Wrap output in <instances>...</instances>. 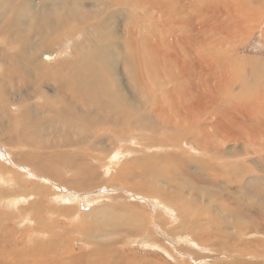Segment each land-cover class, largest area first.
Masks as SVG:
<instances>
[{"label": "bare ground", "instance_id": "1", "mask_svg": "<svg viewBox=\"0 0 264 264\" xmlns=\"http://www.w3.org/2000/svg\"><path fill=\"white\" fill-rule=\"evenodd\" d=\"M261 1L263 0H248L247 2L245 0H143L142 5L138 0L131 2L130 4H135L140 11H145L144 21L151 19L148 23L150 26L147 24L149 29L151 24L155 28L159 23L167 28L168 42L173 49L169 55L164 48L165 42L159 41L160 39L150 35V32L143 34L146 27L142 21L137 33L132 32L135 30L132 29L129 36L125 35L122 45L119 43L121 42L120 37L114 39V35L120 28L116 27L113 30L111 25L115 22L118 26L120 25L117 19L111 20V18L117 16V12L119 16L122 11V14L126 13L131 18L133 15L140 18L139 12L132 13L131 6L126 0H94L92 5L89 0H0V37L8 38L10 45V49L0 48V72H3L0 74V95H2L0 119L10 117L4 124H12L5 131L8 134L0 137V141L4 140V144L10 146L11 149L12 147L20 149L16 154L10 153L12 161L22 166L20 171L0 166V210L5 208L0 221V231H2L0 235H3L6 240H0L2 245L0 251L3 255L4 251H8L11 246L13 254L18 258L17 261L8 263L0 257V264H113L117 260H114V256L123 258L124 255H128L125 254L126 245L124 243L121 244L122 246L118 243L121 249L109 250L101 244L98 245L100 242L97 244L88 238L83 241L80 248H92L93 244V247L94 245L96 247L91 251L75 254L74 249L69 250L68 248V250L63 249L62 255L54 249L56 245H54V238L51 239V234L49 235L53 227L57 230L67 227L66 224L58 222L61 217L78 218L80 207L87 203L86 199L90 198L86 192L91 194L90 191L97 186L96 183H102L97 178L104 177V170H109L110 165H117V157L105 158L104 152L93 144V141L89 143V139L97 135L94 131L96 127L114 125L117 131L127 127L135 134H137L136 131H157L158 129L162 130V133L174 131V135L177 134L175 142L172 139L166 140L164 135L162 142L155 145V148L156 151L159 148H166V150L178 148V150L162 156L154 154L148 158L154 159L153 162H157L158 166L159 161L173 162L174 166L159 171L161 176L169 181L177 179V175L182 171L197 183L204 182L207 186L210 185L206 188L201 187L200 184L196 185L197 183L179 184L177 187L175 185L177 190H161L159 201L152 198L155 203L154 209H159V204L163 209L158 210L160 212L158 222H153L156 227H145L146 233L141 232L142 235L139 230V236L153 247L156 246L157 249L167 254L171 253L169 255L176 264L192 262L178 256L174 253L175 249L166 244L163 246L162 243L150 242L152 238L157 240L158 232L164 233L163 226L165 230L169 229L170 225L180 228L178 233L175 229H169L171 236L166 237L171 241L182 240V238L195 240L199 238L205 250H211L212 254L200 255L194 248L182 247L185 249L183 253L186 256L202 264L209 263V259L219 256L218 252H232L231 241L234 240L236 243L237 238L242 237V233L252 226L255 230L259 229V223L264 227V199L260 200L261 202L259 199H254L255 194L264 190V187L257 185L258 177H253L255 175L253 166L246 165L250 151L247 148H239L237 145L227 148L228 141H238L242 136L226 124L224 116L213 119V115L216 116L215 112H223V109L215 107L220 98L217 87L225 88L226 83L236 79L233 68L237 70L240 62H242L241 68L245 66L254 71L264 67V64L256 62L251 57L244 59L237 57L236 47L231 51L230 49L225 51V44L233 43L235 37L239 35L249 34L252 22L257 21L256 14L259 10L256 7L262 6ZM108 2L116 7H112L113 9L111 8L107 15L104 9L108 7ZM149 5L153 8H147ZM157 11L159 18H155L156 13L154 12ZM126 21L130 29L129 19ZM138 22L140 23V20ZM76 33L81 36L80 40L84 39L79 44L86 48L78 45L70 51L71 54L57 60V53L62 52V49L57 48L66 46L63 39L72 37ZM73 40L76 41V37H73ZM0 43H2L1 39ZM145 49L153 51L151 56L148 55V59L145 54L148 51ZM157 55L162 61L169 59V56L172 57L177 71L175 74L172 72L169 81L176 83L179 80V85L170 86L168 89L162 86L157 68L148 66V60L150 58L155 60ZM49 62H53V65ZM121 70L126 72L128 81L133 84L134 95H125L128 90L121 87L123 85ZM12 75H16V78ZM193 76L195 83L192 82ZM49 82H51V87L48 88L47 83ZM13 88L15 95L20 99L18 101L22 106L21 111H15L17 109L16 100L13 99L11 102L7 97V93ZM159 89L162 90V94L167 95L169 99L167 105L159 101ZM195 90H198L199 99L194 95ZM150 98H152L150 107L134 119L133 112L137 102L144 103L146 100L150 101ZM4 102L11 104H4ZM9 105H12L14 110L9 109ZM236 110L241 112L244 109L237 104ZM45 120L49 127H45V130L48 129L47 137L42 138L39 133L41 134L42 125H46ZM150 124H152V129ZM53 129H58V131L53 132ZM0 133H3L2 130ZM110 134L111 132L103 133L107 140ZM14 138L17 139L16 142H13ZM56 141L59 143H55ZM182 144L191 145L187 148L190 153L195 154L196 150L200 153L189 156ZM54 145L69 149H65V152L57 151L53 148ZM3 146L1 148L5 153L6 148ZM1 153L0 151V157H4ZM254 153L257 152L254 151ZM138 160L140 158L135 161ZM191 160L196 164H191ZM136 165L140 169L134 171L137 174H132L130 170L126 171L129 169L127 166L120 164L119 173L112 174L114 182H122V179L128 178L132 180L133 177L139 180V188L132 184L133 181L128 188H135L138 191L125 190L126 193L138 196L144 192L153 197L156 194L148 192L146 185L142 183L141 175L159 172L144 170V161H139ZM98 167L99 173L96 170ZM246 172H249V177L244 181L240 177ZM68 173L73 176L67 177ZM33 174L41 178L42 182L33 181ZM52 180L59 184V191L48 186ZM10 184L12 185L7 187ZM184 187L190 190L188 193L198 192L196 195L203 200L209 198V201H214L218 200L219 196L225 199V196L231 195L229 204L225 200L219 203L220 209L227 213V216L221 218L209 211L207 215L198 214L196 210L199 209L201 201L199 202V199L192 198V196L188 199V196L183 194ZM233 188H235L233 193L227 190ZM70 198L79 201V206L73 207V202H65ZM114 198L117 199L119 196L116 195ZM25 202L27 204H24ZM190 203L191 207H188ZM14 209L19 210L20 213L16 214L13 212ZM247 213L259 214L260 222L257 215L252 221L247 220L244 224V217ZM55 214L56 217L53 216ZM232 216H236L240 221L233 222L235 233L230 237L231 229L225 219ZM202 220L203 223L199 224ZM11 223L15 226L13 229L15 235L6 231L8 226L4 227ZM110 224L108 227H111ZM223 224L226 228L222 227ZM213 225L216 226L210 227ZM19 226L24 230H18ZM227 228L230 229L229 232ZM77 230L79 232V229ZM73 232L74 230L69 232L67 230L66 235L74 236L76 240L79 233ZM125 232L129 233L127 229ZM129 234L127 239L131 240L133 235ZM42 235L46 237L44 240L39 238ZM29 242L31 243L27 246ZM18 243L21 245L13 247ZM105 243L104 245L108 244L107 241ZM253 250L245 251L247 255L250 254L249 256H256V250ZM95 251L102 253V258L91 260L84 257L87 254H94ZM227 256L223 259L226 260ZM223 259L221 264H228ZM244 263L257 264V261ZM115 264H140V261L137 257H133L122 261L117 260ZM150 264H159V261Z\"/></svg>", "mask_w": 264, "mask_h": 264}, {"label": "rangeland", "instance_id": "2", "mask_svg": "<svg viewBox=\"0 0 264 264\" xmlns=\"http://www.w3.org/2000/svg\"><path fill=\"white\" fill-rule=\"evenodd\" d=\"M93 1L94 0H89V3L92 5V4H94ZM120 1H123V0H120ZM126 1H128L127 3L131 6L130 9H132V13H134V12L140 13V18H137L134 15H133V18H131L126 13L122 14V11H121V15H120L121 17H120L119 12H117L116 13L117 16L111 18V20L117 19L119 22V25H120V26H118L116 22H115V24L112 23V25H111L113 30L116 27L120 28L118 33L114 35L115 36L114 39H117L118 37H120L121 42H119V43L122 45L124 40H125V35L127 34V36H129L128 34H131L132 32L137 33L138 32L137 29L139 28V25L141 24V21H142L143 22L142 24H145V27H146L143 34H145L146 32L148 34V32H150L149 33L150 35L152 34V36H154V37L157 36V38L160 39L159 41L165 42L166 44H165L164 48L167 50V54L170 55V53H172L173 49L168 42V38H167L168 31L166 30L167 28H165L164 26H162L159 23V25L155 28H153V26L151 24V27L149 29L148 23L150 22L151 19L149 18L148 20L147 19L145 21L143 20V18L145 17V15H144L145 11H140L139 9H137L135 4H133V5L130 4L131 2H134L136 0H126ZM138 1L141 3V5L143 4L142 3L143 0H138ZM238 1H240V0H238ZM245 1L247 2L248 0H245ZM139 2H138V4L140 5ZM261 2H262V6L256 7L259 10V12H257V14H256V18L258 17L257 21L252 22L251 31L249 32V34L242 35V36L239 35V36L235 37V40L233 41V43L225 44V51L226 50L229 51V49L231 51V49L236 47V56L237 57L242 58V59H244L245 57H251V59H254L256 62H260L263 65L264 64V0ZM147 5L148 4H146V6ZM256 5H257V3H256ZM150 6L151 5H149L147 8H150ZM112 7H116V6L111 4L110 2H108V7L104 9V11L107 13V15L109 14V11ZM119 8L121 9V4L119 5ZM152 8H150V9H152ZM155 13H156L155 18H159V12L157 11V12H154V14ZM141 17H142V19H141ZM130 18H131V20H130ZM126 19H129V21H130V29H129V26L127 25ZM139 20H140V23L138 22ZM135 26H136V28H135ZM128 29H129V31H128ZM132 29H135V30L132 31ZM130 30L132 32H130ZM232 30H234V28ZM78 33H80V32H78ZM78 33H76V35H74L72 37L63 39L64 43H66V46H64V47L59 46L57 48L58 50L62 49V52L57 53V56H56L57 60H59L60 58L66 57L68 54H71L70 51L73 50V48L78 47V45L81 46L79 43H82V41H84V39L80 40L81 36ZM157 33H158V35H157ZM164 33H166V34H164ZM163 36L166 37V39ZM73 37H76L77 40L76 41L73 40ZM0 39L2 40V43H0V45H1L0 48H2V49L9 48L10 49L8 38H5L6 39L5 40L4 37H0ZM162 40H164V41H162ZM81 47H83V46H81ZM83 48H86V47H83ZM108 49L111 50V48H108ZM222 50H223V48H222ZM145 51H148V49H145ZM152 52H150V50L148 52H145L146 58L149 57L148 55L151 56L153 54ZM225 53H227V52H225ZM158 57H159V55H157L155 60L150 58L148 60V66H155L157 68V71L159 72V81L161 82L162 86H164L166 89H168V88H170V86L173 87V86L179 85V80H177L176 83H172L169 81L170 77L172 76V72H174V74H175L177 71L174 67L172 57L169 56V59L165 58V59H167V60H165L167 62L162 61L161 58L160 57L158 58ZM225 57H227V56H225ZM226 61H228V60H226ZM49 64L53 65V62H49ZM241 65H242V62H240V65L237 66V70H236V68H233V70L235 69V73H236V79L235 80H232L231 82L226 83L225 88L223 86L217 87L218 91H219L220 98H219L215 107L223 109V112H215L216 116L213 115V119H216L219 116H224V118L226 119V124L233 127L238 132V135L242 136L238 141H233V140L228 141L226 146H227V148H229L230 146L237 145L239 148H242V147L247 148L250 151V154L248 155V160L246 161V165L253 166L254 171H255V175H253V177H258L257 185L264 187V112H263L264 111V107H263L264 106V102H263L264 101V70H263L264 67L261 70L254 71L253 69H250L249 67H245V66H243V68H241ZM217 69L219 70L220 68L218 67ZM2 73L3 72H0V74H2ZM107 74H109V73H107ZM120 75L123 76V79H122L123 85L121 87H123V89L126 88L128 90V92L125 93V95H134L133 84H131V82L128 81L126 72L124 70L123 71L121 70ZM12 76L14 78H16V75H12ZM193 78H194V76L192 77V82L195 83L196 80L195 79L193 80ZM47 84H48V88L51 87V82H49ZM10 86L12 88L13 84ZM160 90L161 89H159V101L161 103L162 102L166 103V105H167V103L169 102V99H168L167 95L165 93L162 94V90L161 91ZM51 91H52V89H51ZM7 95H8L7 97L10 98L11 102L13 99L16 100L15 104H17V109L15 111H21L22 106H21V104H19L20 101H18L20 99L17 97V95H15L14 88L10 89V91L7 93ZM194 95L196 96V98L199 99L198 90H195ZM0 99L2 100V95H0ZM151 99L152 98H150V101L146 100V102H144V103H142L141 101L137 102L135 110L133 112L134 113L133 114L134 119L139 117L142 113H144L150 107ZM2 104H3V102H2ZM4 104H11V103L4 102ZM237 104H239L240 107L244 110L241 112H238L236 110ZM9 109H11V110L13 109L12 105H9ZM249 110H250V113H248ZM9 118L10 117H4V118L0 119V122H1L0 130H2V132H3V133H0V137H2V136L5 137V135L8 134V133H5V131L12 124L11 125H5L4 123H7ZM47 120H49V119H47ZM47 120H45V124H46ZM51 121L55 122V120H51ZM172 123H173V118H172ZM41 124H43V123H41ZM113 126L114 125L105 126V127H96L94 129V131L97 132V135L95 137L92 136V138L89 139V143L91 141H93V144H96V146H98L104 152L103 156L105 158L112 157V156H114L113 158L117 157V162H116L117 165L116 166L110 165L109 170H104V174H103L104 177H101V178L98 177L97 178L102 183H100V184L96 183L97 186L94 187L93 191L92 190L90 191L91 194L86 192V194H88L90 196V198H89V200L86 199L87 203H85L84 205H82L80 207V209H79L80 214H79L78 218L67 219L66 217H61V219L58 221L60 224H66L67 227L70 226V228L69 227L68 228L63 227V228H58V230H57L56 228L53 227L49 231V235L51 234L50 238L51 239L54 238L53 239V241H55L54 245L56 244L54 249H56L62 255H63V251L68 250V248H69V250L74 249L73 252L74 253L76 252L75 254H78L81 252H83L82 254H84V253L88 252V250L91 251L92 249H94L96 247L95 245L93 247V244H92L91 245L92 248L89 247L90 249L89 248L87 249L85 247L80 248L81 244H83V241L86 238H88V239H91L94 243L96 242L98 244V242H100L98 245L101 244V246L103 245L102 247H104V248L107 247V249H109V250H112L114 248L115 249H121L120 248L122 246L121 244L124 243L126 245L125 254H128V255H124L123 258L118 257L119 259L117 258V256H114V260L117 259V260L122 261V260H126L127 258L137 257L138 260L140 261V264L142 262H143V264H150V263H155L156 261H159V264H161V263L163 264V262H167V264H176V262L172 259V256L169 255L171 253L167 254L166 252H163L162 250L157 249L156 246L153 247L147 240H142L139 235L146 233L145 227H153V226L156 227V224L154 225L153 222H156L159 219V213L160 212L158 210L160 208H162V206L159 204L160 208L155 210L154 209L155 203H153L152 198L156 201H159V194H162L161 190H163V189H168L170 191H174V190H177L175 188V185L177 187V185H179V184H191V183L196 184L197 183V181L193 180L192 178H189L186 174H184L185 172H182V171H181V173H179V175H177V179H175L174 181H169L168 179L161 176V172H159V171H161V169L167 170V168H169L170 166H174L173 162L171 161V163L170 162L162 163L161 161H159V166H158L156 164L157 162L156 163L153 162L154 159L148 158L154 154H157V156H162L166 153H170L171 151L178 150V148H173V149H168V150H166V148H163V149L159 148V150L156 151L157 149L155 148V145L160 144L162 142V137L164 138V135L166 136V138H165L166 140L172 139L173 142H175L174 139H176L177 134L175 133V135H174V131H168L167 133H162V130H159V129L157 131H151V130L150 131H136L137 134H135L134 131L128 130L127 127L124 130L117 131V129ZM149 126L152 129V124H150ZM45 127H49V125L48 124H46L45 126L42 125V131H40L41 134L39 133V135H42L41 136L42 138L47 137L46 133H47L48 129L45 130ZM236 128H238V129H236ZM52 131L56 132V131H58V129H53ZM104 132H111V134L109 135V140H107V138H105V136L103 135ZM169 132H171V133H169ZM151 133H154V134L150 135ZM129 134H131V136ZM167 134L169 135V138H167V136H168ZM170 134L172 135L171 137H170ZM57 135H59L58 132H57ZM111 137H114V138H111ZM16 141H17V139L14 138L13 142H16ZM167 142H169V141H167ZM55 143H59V142L56 141ZM3 145L6 148L5 153L1 148ZM183 147L185 148V151L189 156L198 155L200 153L199 150H196V152L194 151L195 154L190 153L187 150L188 147H191V145H189V144H186L185 146L183 145ZM53 148L57 151L61 150L62 152H65L64 151L65 149L66 150L69 149L67 147H62L59 145H54ZM19 150H20L19 148L12 147V149H11L10 146H6L4 144V140H3V142L0 141V151L2 152L1 154H3V156H4V157H0V166H3V168H5V169L11 168L14 171L15 170L20 171L22 168V166H20L21 164L16 165V163H14L12 161L11 153H10V152H12L13 154H16V152ZM254 151H256L257 153H254ZM137 158H140V160L135 161ZM146 160H147V162H146ZM139 161H144V166H143L144 170L146 169L148 172H151V171L159 172L157 174H146L144 176L140 174L142 176V178H141L142 183L146 185L148 192H154L156 194L153 197H152V195L145 194L144 192L143 193L141 192V194L138 195L139 197L135 196L134 194H130L128 192H127L128 194L126 193V191L136 190L135 188H130V189L128 188L129 185L132 183V181H133L132 184L136 188H139V186H138L139 180H135L131 174H130V176L132 177V180L128 178V179H122V182H118V181L114 182L115 179H114L112 174L113 173H116V174L119 173L118 167L120 166V164L127 166L129 168L126 170L127 172H129V170H130L132 174H137L134 171H137V169L139 168V167L137 168V165H136L139 163ZM191 164L194 165L196 163L193 162V160H191ZM96 170H97V173L100 172L99 167ZM75 172H77V171H75ZM165 173H167V172H165ZM66 176L71 177L73 175H71V173H68V174H66ZM248 177H249V172H246L240 178L243 179L244 181H246ZM32 180L36 181V182H39V181L42 182V179L39 178L35 174H33ZM12 184L7 185V187L11 186ZM48 184H49L48 186L51 187L53 190H55V191L60 190V186L56 181L52 180V182H50ZM140 184H141V182H140ZM199 184L201 187L207 186L206 183H204V182L203 183L198 182L196 185H199ZM255 185H256V183H255ZM209 186L210 185H208L207 187H209ZM184 188L185 189L183 191V194L185 193L188 196V199L192 196V198L199 199V202L201 201L199 203L200 205L197 203L199 205V209L196 210V212L198 214L207 215V211H209L213 215L219 216L221 218H224L227 216V213H225L222 209H220L219 203L223 202V200H225L227 202V204H229L230 200H231V195L225 196V199L222 196H219L218 200L209 201V198H206L205 200H203L200 196H197L196 193H198V192H196L195 194L188 193V192H190V190L187 187H184ZM251 189L254 190V193L256 192L253 187ZM227 190H229L231 193H233L235 191V188L227 189ZM136 191H138V190H136ZM116 195L119 196V198L115 199L114 196H116ZM193 195H195V196H193ZM142 197H143V199L144 198L145 199L143 200ZM254 199L255 200L259 199V202H261L260 200L264 199V190H260L258 193H256L254 196ZM65 202H69V203L73 202L72 203L73 207L79 206L78 205L79 201L72 199V198L66 199ZM74 202H76V204ZM248 202H249V200H248ZM24 204H27V202H25ZM137 206H139V207H137ZM188 207H191V203L188 205ZM192 207H194L193 204H192ZM4 212H5V208H4V210H2L0 212V221H1V217L3 216L2 214ZM13 212H15L16 214L20 213V211L17 209H14ZM173 213H175V212H173ZM115 214L117 216H115ZM125 214H127V215H125ZM257 215H258V221L260 222L259 214H257V213L255 215H251L250 213L245 214L244 221H243L244 224H246L247 220L252 221L254 218H256ZM53 216L56 217L57 215L55 214ZM198 216L202 217L201 215H198ZM261 216H263V215H261ZM135 217H136V219H135ZM103 219L106 221H104ZM101 220H103L104 222ZM128 220L131 222H129ZM225 220L228 222L227 225H229V228L231 229V231L229 228L226 229L228 232L230 231V233H231L230 237H231V235L235 233V232H233V231H235L233 229V222H239L240 220H238L236 216L226 218ZM140 221H142V222H140ZM110 223H113L115 225V227H113L114 225L110 224ZM200 223H203V220L201 222H199V224ZM108 224H110V226L112 228L108 227ZM157 225H160V224L157 223ZM224 225L225 224H223L222 227L226 228ZM6 226H8V230H6V231L8 233H10L11 235H15V231L13 230L15 226H13L12 223L9 225H5L4 227H6ZM215 226L216 225H213L210 227L214 228ZM20 227L21 226H19L17 229L18 230H20V229L24 230V228H20ZM29 227H31V226H29ZM162 228L164 229L163 232L165 234L158 232L156 234V236H158L157 240L152 238L150 242L155 241L158 244L162 243L163 246H165L164 244H166L167 246L174 248L175 249L174 253H176L178 256H180L183 259L186 258L189 261H191L192 263H190V264H202V262H200L198 260L196 261L193 258H189L188 256H186V254L183 253V251L185 250L184 249L185 247L186 248L190 247L192 249L194 248L196 251L199 252L200 255H203V254L208 255L211 253V250H205L204 246L200 243L199 238H197L196 240L192 239V238H189V239L182 238V240L171 241L170 239H168V237H166L167 235L171 236V234L169 233V229H175V231L178 233L180 228H174V226H172V225H170L169 229H166V230H165V226H163ZM77 229H79V232ZM124 229H125V231L127 229V231L129 233H132V232L133 233L132 234L126 233L124 231ZM154 229H156V228H154ZM67 230H68V232L74 230V232L76 234L79 233L77 235L79 237H77L75 240L74 236H70V235L67 236L66 235ZM94 230H95V232H93ZM108 230H109V232H106ZM118 230L120 232H118ZM139 230H141L140 234L138 233ZM0 232H2V231H0ZM91 232L94 233L96 237ZM141 232H143V233H141ZM113 233H115V235H113ZM53 234H55V236ZM128 234L133 235V238L131 240L127 239ZM136 235L139 237H137ZM80 236H83V237H80ZM39 238H40V240H44L46 237L44 235H42V237L40 236ZM65 239H67V240H65ZM0 240H5L3 235H0ZM59 240L61 241V243ZM112 240H114V241H112ZM105 241H107V243H108L107 245H104V244H106ZM30 243L31 242L27 243V246L30 245ZM232 243H233V245H232ZM61 244H62V246H61ZM63 244H65V246ZM19 245H21V243L15 244L13 247H17ZM230 245H231V248L233 249L232 252H230V253L218 252L219 256L217 255L214 259L213 258L209 259L210 260L209 263H204V264H216V263L221 264V260L223 258L225 259V257L227 255H229V256H227V259L226 260L223 259V260H224V262H227L228 264H239V263L245 264L244 262H249V261H257V264H264V227L261 226L260 223H259V229L257 228V230H255V228L252 226L250 229H248L247 231H244L242 233V237L237 238L236 243H234V240H232ZM1 246L2 245L0 244V247ZM182 246H184V248ZM59 247H60V250H62V251L59 250ZM61 247H62V249H61ZM253 249L256 250L255 254H257L256 255L257 257L255 255L249 256L250 254L249 255L246 254L245 250H247V251L249 250V252H251V251H254ZM84 251H86V252H84ZM180 251H182V252H180ZM4 252L5 253L2 255V251H0V255L3 256V257L2 256H0V257L5 259L6 262L12 263V262H15L18 260V258L13 254V250H11V246H10L8 251H4ZM11 253H12V255H10ZM101 255H102V253H98L95 251L94 254H90V255L87 254L84 257L90 258L91 260L92 259L96 260V259L102 258ZM117 260H116V262H117ZM116 262H114L113 264H115Z\"/></svg>", "mask_w": 264, "mask_h": 264}]
</instances>
